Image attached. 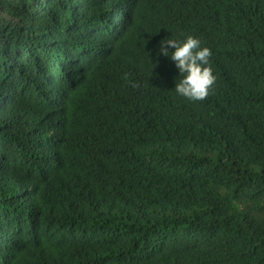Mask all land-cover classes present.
I'll list each match as a JSON object with an SVG mask.
<instances>
[{"label": "trees", "instance_id": "trees-1", "mask_svg": "<svg viewBox=\"0 0 264 264\" xmlns=\"http://www.w3.org/2000/svg\"><path fill=\"white\" fill-rule=\"evenodd\" d=\"M0 264H264V0H0Z\"/></svg>", "mask_w": 264, "mask_h": 264}, {"label": "clouds", "instance_id": "clouds-1", "mask_svg": "<svg viewBox=\"0 0 264 264\" xmlns=\"http://www.w3.org/2000/svg\"><path fill=\"white\" fill-rule=\"evenodd\" d=\"M119 14L121 13L113 15L111 19H107L106 30L109 25L108 30L118 25L121 20L118 17ZM95 47H98V44L90 41V44H84L82 48L85 56L91 62H94L99 57L98 53L95 57L93 55L96 51L92 48ZM169 49H174V51L170 52ZM158 55L169 57L179 70L182 78L175 86V92L178 95L194 102L207 99L216 83V76L210 66L212 52L208 47H202L200 39L191 35H188L183 41L167 38L161 41Z\"/></svg>", "mask_w": 264, "mask_h": 264}]
</instances>
